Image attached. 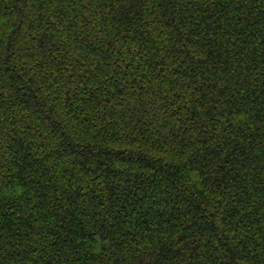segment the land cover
<instances>
[{
    "label": "trees",
    "instance_id": "obj_1",
    "mask_svg": "<svg viewBox=\"0 0 264 264\" xmlns=\"http://www.w3.org/2000/svg\"><path fill=\"white\" fill-rule=\"evenodd\" d=\"M0 264H264V0H0Z\"/></svg>",
    "mask_w": 264,
    "mask_h": 264
}]
</instances>
